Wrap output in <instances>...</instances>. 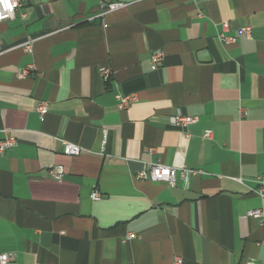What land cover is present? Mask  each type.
Wrapping results in <instances>:
<instances>
[{
    "label": "crops",
    "instance_id": "0c3cea01",
    "mask_svg": "<svg viewBox=\"0 0 264 264\" xmlns=\"http://www.w3.org/2000/svg\"><path fill=\"white\" fill-rule=\"evenodd\" d=\"M109 1L123 7L99 16V0H24L0 22V139L16 140L0 154V253L7 264H264V230L247 215L264 212L253 192L264 0ZM223 23L232 44L218 40ZM116 92L137 101L119 110ZM176 112L196 122L173 126ZM64 141L81 153L65 155ZM151 163L197 173L136 179Z\"/></svg>",
    "mask_w": 264,
    "mask_h": 264
},
{
    "label": "built area",
    "instance_id": "2783aa9c",
    "mask_svg": "<svg viewBox=\"0 0 264 264\" xmlns=\"http://www.w3.org/2000/svg\"><path fill=\"white\" fill-rule=\"evenodd\" d=\"M24 0H0V22L10 20L14 17L15 11L19 8ZM123 7V4L120 2H111L109 0H99L98 9L99 16H103L107 13L116 11ZM21 17L24 18L25 14H21ZM227 28V24H222V31L218 34V40L223 44H232L235 42L234 36H228L224 34V31ZM239 34L249 37L251 33V27L249 25H243L238 30ZM23 48L26 51H31V43L25 42ZM163 53L160 51L152 52L149 57L150 67L152 70L156 69L162 61ZM32 66H29L28 69H31ZM27 73V70L22 71L19 75L23 76ZM99 75L107 80L109 77V71L105 68H99ZM116 100V107L119 110L127 109L131 104L137 101V95L135 93H120L116 92L114 94ZM36 113L41 119L48 110V103L46 101H38L34 107ZM170 122L173 126H176L181 129L187 128L189 125L196 122V117L191 115H184L180 112L174 113L170 117ZM188 136V134H186ZM204 138H211L212 131L205 130L202 134ZM102 142H105L103 138ZM16 140L13 136H5L3 139H0V154L4 153L6 150L11 149L15 146ZM63 153L68 156H78L82 149L74 143L62 142ZM64 173L62 166H53L48 170V174L51 178L59 180ZM197 171L187 168H175L171 166H166L160 163H151L147 164L144 168L138 171L135 174V178L139 180H150V181H159L164 182L168 185H174L175 178L177 174L186 181L190 175L196 174ZM256 187L253 192L259 196H264V172L257 175L254 179ZM92 200H98L100 198V193L98 190H93L90 194ZM247 215L257 220L259 225L264 230V212L261 209H252L247 211ZM131 237V235L129 236ZM12 256L8 253H0V264H7L11 261ZM170 264H182V259L180 257H173Z\"/></svg>",
    "mask_w": 264,
    "mask_h": 264
}]
</instances>
